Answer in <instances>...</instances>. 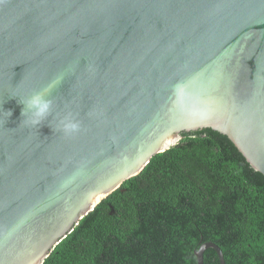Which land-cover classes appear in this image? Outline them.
I'll return each instance as SVG.
<instances>
[{
    "label": "water",
    "instance_id": "obj_1",
    "mask_svg": "<svg viewBox=\"0 0 264 264\" xmlns=\"http://www.w3.org/2000/svg\"><path fill=\"white\" fill-rule=\"evenodd\" d=\"M53 84V117L26 124L19 97ZM69 109L83 129L72 137L57 129ZM203 128L264 175V0H0V264H41ZM206 248L225 264L211 241L197 264Z\"/></svg>",
    "mask_w": 264,
    "mask_h": 264
},
{
    "label": "trees",
    "instance_id": "obj_2",
    "mask_svg": "<svg viewBox=\"0 0 264 264\" xmlns=\"http://www.w3.org/2000/svg\"><path fill=\"white\" fill-rule=\"evenodd\" d=\"M207 241L225 264H264V175L211 128L182 132L41 264H197L194 251ZM203 264H219L213 248Z\"/></svg>",
    "mask_w": 264,
    "mask_h": 264
},
{
    "label": "clouds",
    "instance_id": "obj_3",
    "mask_svg": "<svg viewBox=\"0 0 264 264\" xmlns=\"http://www.w3.org/2000/svg\"><path fill=\"white\" fill-rule=\"evenodd\" d=\"M60 79H57L55 83L58 84ZM54 86L55 84L49 85L25 98L19 97L18 103L24 106L21 110V115L24 117L23 121L26 124L37 127L47 120L49 116L53 117L54 103L51 98V92ZM7 113L8 116L11 115V111H7ZM57 129L67 137L78 135L83 130L81 121L76 118V115L70 109L58 119Z\"/></svg>",
    "mask_w": 264,
    "mask_h": 264
}]
</instances>
